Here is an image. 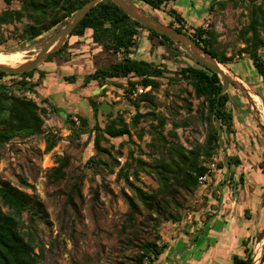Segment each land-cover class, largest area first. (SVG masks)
I'll list each match as a JSON object with an SVG mask.
<instances>
[{"label":"rangeland","instance_id":"1","mask_svg":"<svg viewBox=\"0 0 264 264\" xmlns=\"http://www.w3.org/2000/svg\"><path fill=\"white\" fill-rule=\"evenodd\" d=\"M219 1L225 3L221 6ZM219 1L175 0L174 4L186 17L188 28L196 25L207 27L209 24L219 32L220 49H224L227 55H233L227 67L251 89L250 106L238 87L233 83L228 87V109L232 114L234 132L228 136L222 132V141L228 155H237L240 164H229L226 179L224 164L221 168L218 165L223 157L220 147L210 158L203 160L207 173L199 180L198 187L191 193L180 192L178 195L183 203L180 220H159L161 240L158 243L164 247L153 264H176L175 260L177 264H184L185 259L197 264L201 258L200 250L191 246L197 236L195 247L208 242L204 233L210 228L235 231L237 237L242 238L240 243L233 241V252L243 249V240L253 252L264 234V83L252 68L247 54L237 55L244 46L238 31L247 24L249 0ZM135 3L161 21L170 19L165 13L151 10L140 1ZM7 7L19 8V3L14 1L6 5L0 0V12ZM193 14L196 16L192 17ZM28 22L27 18H22L0 24V55L17 53L21 58L5 62L17 64L30 58L64 25L43 32L33 41H23L20 33ZM147 35L145 29L139 30L130 56L163 65L164 74L158 89L152 91V100L139 102V111L146 116L136 126L132 124L135 108L125 94L128 78L92 79L97 67L121 59L122 54L103 50L90 40L88 32L81 37L69 36L62 46L61 55L50 54L49 60L37 66L30 76L0 75V83L9 85L14 94L34 100L43 118L39 134L14 137L0 147V180L23 190L31 200L43 201L48 212L49 224L36 222L33 227L39 264H134L137 247L122 248L118 242V231L128 212L123 194H132L127 181L118 175L119 168L129 161L130 150H135L145 161L151 160L148 143L152 125L157 123L153 113L165 118L163 133L167 138H170L168 131L174 127L178 141L187 148L205 142L209 130L204 118L206 109L194 96L190 83L177 74L181 67L193 65L194 61L178 45L180 51L175 57H169L163 47L152 49ZM261 54L264 59V48ZM87 75H90V80L84 85ZM67 76H74L73 82L65 80ZM19 81L28 84L38 82V85L34 90H28L20 87ZM138 88L140 86L132 93L136 100L148 90L141 87L143 91L139 92ZM88 97L100 107L103 102L109 105L108 112L100 109L98 113L97 120L101 126L120 115L129 127V135L101 139V146L106 151L100 155H95L94 133L76 135L63 118L67 114L76 120L75 115H86L89 127H93L95 119ZM188 103H191V111L187 110ZM46 138L56 141L48 152L44 151ZM91 156L95 160L101 159V163L89 162ZM60 160L66 161L64 177L55 181L51 173ZM128 179L144 190L157 187L156 178L142 171H138L137 181L131 174ZM76 184L79 190L69 200L66 194ZM212 220V226L208 225ZM138 221L135 235L151 237L152 220L149 215L143 213ZM22 222V229L26 230V213L22 215ZM217 234L221 236L219 232ZM223 240L230 241L229 232H225ZM179 251L181 254L175 255ZM221 252L229 251L222 248Z\"/></svg>","mask_w":264,"mask_h":264},{"label":"trees","instance_id":"2","mask_svg":"<svg viewBox=\"0 0 264 264\" xmlns=\"http://www.w3.org/2000/svg\"><path fill=\"white\" fill-rule=\"evenodd\" d=\"M6 5L16 1L19 8H5L0 12V24L12 23L27 18L28 22L20 38L23 41H33L48 32L52 28L65 24L70 16L88 0H2ZM140 1L151 10L163 12L169 16V21H161L174 27L177 31L189 35L205 51L212 54L218 61L228 65L233 60V55H227L224 49H220L219 32L212 25H196L189 27L184 16L172 5L175 0H135ZM219 1V0H218ZM221 6L225 1L218 2ZM150 14V13H149ZM248 21L239 31L238 36L243 47L237 55L247 54L252 68L264 83V59L261 50L264 48V0H249L247 7ZM140 29L148 32V39L152 49L163 47L169 57H175L180 48L165 35L140 24L130 18L120 7L111 0H103L93 6L86 15L75 25L70 36L81 37L86 32L90 40L109 53L122 54V58L114 62L97 67L92 79L107 81L113 78L126 77L128 89L125 91L126 98L134 106L135 113L132 124L136 126L141 118L146 116L140 113L139 102L151 101L152 91L160 86V79L164 74L163 65H155L151 61L130 56L136 45V38ZM64 47L54 54L61 55ZM185 54V53H184ZM50 56L46 59L49 60ZM67 60V59H65ZM193 65L181 67L177 72L179 78L186 80L193 88L194 96L200 99L206 109L209 130L204 144H195L190 148L185 147L177 139L174 127L168 131L170 138L164 135L165 118L159 113H153L157 123L152 125L151 141L148 143L151 160L145 161L135 150L128 153L129 161L121 166L118 175L127 181L132 191L131 196L124 193V199L128 205V212L118 231V242L122 248L136 246L138 253L134 256V264H153L163 252V244H159V220L177 222L181 218L180 208L183 206L179 200V193L193 192L199 185L200 177L207 173V166L203 160L210 158L218 145V131L215 125V115L220 120L225 136L234 132L233 119L228 103L229 92L223 93L217 98L222 88L218 75L200 62L192 59ZM35 69L20 73V76H30ZM0 75L7 74L0 71ZM74 76H67L65 80L73 82ZM39 80V79H38ZM90 80V75L84 79V85ZM38 82L28 84L19 81V86L28 90H34ZM138 86L148 88L140 94L138 100L132 97L133 90ZM90 109L94 115L95 123L89 127L86 115H75L79 124L70 115L63 118L68 121L69 129L76 135L80 133H94L93 146L95 155L105 152L101 146V139L109 137H121L129 135L128 124L122 116L110 119L101 126L97 120L100 106L91 97H88ZM40 107L29 98L14 94L10 86L0 83V147L7 144L14 137H27L39 134L43 126V118ZM187 110L191 111V103L187 104ZM199 115L201 114L200 111ZM202 115V114H201ZM56 141L46 138L44 151L48 152L55 146ZM153 153H156L154 155ZM94 155V156H95ZM89 157V162L101 163V159ZM230 165H239L237 155H228ZM54 167L51 176L55 181L64 177L66 161L60 160ZM116 164H119L116 161ZM264 165V161H262ZM223 167L222 162L218 163ZM138 171L153 175L157 180V187L152 190H144L134 181L128 179L131 174L135 181L138 180ZM78 185L67 192L66 196L78 192ZM141 207V208H140ZM5 208V210H4ZM245 212V211H244ZM27 214L28 223H24L22 215ZM145 213L152 220L150 225L151 237H137V224L140 216ZM155 214L154 217H151ZM36 222L49 224L47 209L41 200H31L21 189L7 181L0 180V264H39V253L35 251L38 246L33 227ZM31 227V228H30ZM244 256L233 254L231 264H251L252 248L242 241ZM40 249V248H39ZM260 264H264V254Z\"/></svg>","mask_w":264,"mask_h":264},{"label":"water","instance_id":"3","mask_svg":"<svg viewBox=\"0 0 264 264\" xmlns=\"http://www.w3.org/2000/svg\"><path fill=\"white\" fill-rule=\"evenodd\" d=\"M103 0H88L85 2L78 10H76L67 22L62 25L56 32H54L42 48L37 51L28 59H24L17 64L0 62V71L7 74H20L24 72L31 71L44 62L48 56L56 51H58L66 39L70 36L75 25L86 15V13L95 6L98 2ZM118 7H120L130 18L136 20L140 24L154 30L155 32L165 35L170 38L176 45H178L184 52L189 55L192 59L200 62L206 68L216 73L220 78L222 88L217 95L219 98L223 93L228 91L230 83H233L242 92L243 96L247 100L248 104L251 106V89L246 87V85L227 67V65L218 61L212 54L205 51L201 46H199L189 35L177 31L174 27L162 23L160 20L154 18L147 11L139 7L134 0H111ZM221 65L226 66L227 71L225 72ZM101 111L108 112L109 105L107 102H103L100 107ZM215 125L218 131V144L221 150H223L222 163L225 166L226 179L230 171V165L228 161V153L224 147L222 141L223 128L220 124V120L215 115ZM236 185L234 184V190ZM264 254V234L262 235L259 242L256 244L253 254L251 264H260L261 259ZM177 264V261L175 260Z\"/></svg>","mask_w":264,"mask_h":264},{"label":"crops","instance_id":"4","mask_svg":"<svg viewBox=\"0 0 264 264\" xmlns=\"http://www.w3.org/2000/svg\"><path fill=\"white\" fill-rule=\"evenodd\" d=\"M172 5L175 7L174 3H172ZM175 8L178 10L177 7H175ZM195 16H196V14L192 15V17H195ZM184 18L186 19L185 16H184ZM226 206H230V204H226ZM212 222H213V220L211 222H209L208 225L212 226ZM205 229H206V227H205ZM225 230L226 229H220L219 231H217V229L213 230L212 228H210L209 232L204 233L206 238L208 239L207 240L208 242H206L205 244H203L201 246H199V244H197L195 247L194 243L197 240L198 236L196 237V239L194 240L191 247L194 246L193 247L194 249L197 248V250H200V254H201L200 257L201 258L198 259L199 262L197 264H231L233 254L236 253L240 256L245 255V252L243 251V249H241V250L238 249V251L236 250V252H233V248H234L236 242L240 243L242 238L237 237L238 234H235V231L232 232L231 230H229V231H225ZM218 232L220 233L221 236H219V234H217ZM225 232H229V234H230V241L229 242L223 240ZM203 241L204 240H202L201 243H204ZM233 241H235L234 242L235 244L233 243ZM222 248L223 249L227 248V252L228 251L229 252L228 253L221 252ZM242 248H243V246H242ZM185 249H188V248H185ZM179 254H181L180 251L177 252L175 255H179ZM252 254H253V252H252ZM188 261H189L188 259H185L184 264H193V263H189Z\"/></svg>","mask_w":264,"mask_h":264},{"label":"bare ground","instance_id":"5","mask_svg":"<svg viewBox=\"0 0 264 264\" xmlns=\"http://www.w3.org/2000/svg\"><path fill=\"white\" fill-rule=\"evenodd\" d=\"M20 56L17 53H11V54H1L0 55V62H4L6 60H10V61H18L20 60ZM9 62V61H7ZM14 63V62H13ZM221 68L226 72L227 68L224 65H221Z\"/></svg>","mask_w":264,"mask_h":264},{"label":"built area","instance_id":"6","mask_svg":"<svg viewBox=\"0 0 264 264\" xmlns=\"http://www.w3.org/2000/svg\"><path fill=\"white\" fill-rule=\"evenodd\" d=\"M137 90H138L139 92H142V91H143V89H142L141 87L138 88ZM205 175H206V174H205ZM205 175H204V176H205ZM204 176H202V177H204ZM202 177H200V179H201ZM200 179H199V180H200Z\"/></svg>","mask_w":264,"mask_h":264}]
</instances>
